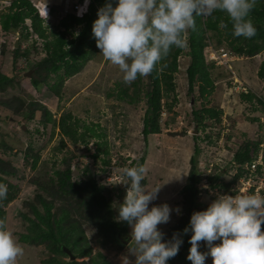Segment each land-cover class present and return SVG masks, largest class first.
<instances>
[{
    "label": "rangeland",
    "instance_id": "rangeland-1",
    "mask_svg": "<svg viewBox=\"0 0 264 264\" xmlns=\"http://www.w3.org/2000/svg\"><path fill=\"white\" fill-rule=\"evenodd\" d=\"M11 1L13 0H0V78L6 77L13 80V84L8 86L6 93H0V99L20 97L26 104L37 101L46 106L57 120L70 113L78 121L80 133L85 130L86 126L94 129L99 136L90 138L88 145L80 143L73 145L66 139V148L59 151L58 147L63 136L59 129H55L53 138L49 141L53 128L50 124L47 128L41 124L42 110L36 113L32 122H26L22 116L0 107V143L4 141L5 145L9 147V149L0 150V158L11 164L16 171V174L8 179L11 184L18 187L16 199L5 208L6 222L17 242V234L21 232L24 221L22 214L29 212V205L35 204L42 211V206L36 198L38 189L32 181L40 180L42 183L45 179L48 180L49 177L54 176L55 170H65L66 165H64L63 159L71 157L73 180L86 181L88 175L84 174L85 167H88L90 173L93 174L97 173L102 166L101 159L94 162L93 158L99 148L102 150L108 148L109 150V156L102 155V157L111 160V182L122 181L118 170L122 169L123 164L125 167H129L133 161L138 163L145 156L147 168L145 177L148 178V182L143 188L145 191H155L160 188L157 199L150 203L149 208L168 204L172 209L170 221L158 226V230L163 234L162 242H165L164 238L168 237L177 220L176 216L173 218L174 213L187 209L185 202L188 200H185L180 194L190 171V159L194 156L195 137H197V143L201 149L197 158L199 169H201L200 174L204 179L197 192L196 205L198 207L207 209L214 201L213 197L216 196L210 193L211 187L206 182L205 174L217 173L216 176H219V181L222 184L230 185L229 192L253 194L252 190H249L250 184L245 180L241 179L238 184H232L237 173L236 166L232 162L237 149L246 141L257 139L258 134L262 135L261 153L264 154V126L261 128L258 122L251 121L255 117H260L261 124H264V111L255 101L253 103L240 101V95L243 92L253 93L254 91L264 98V80L258 75L260 66L264 62V52L254 58H236L231 61L228 67L212 69L215 89L207 100L199 97L198 84L194 93L189 94L186 70L190 58L186 55L181 56L178 60L179 72L175 79L179 104L172 113H167V110L163 109L161 118V122L167 119L171 124L163 127L161 134L150 136L146 143L142 130L147 110V98L142 85L144 88L146 87L147 76L143 77L140 100H136L135 104L121 100L120 97L123 96L121 93L124 90L131 96L135 95L133 83L137 79L131 84H125L123 73L120 72L118 66L105 60L96 45L94 57L84 69L72 77L65 78L61 98L54 95L49 88L57 80L54 74L50 75L47 83H41L39 87L33 86L32 78L36 77L35 73L38 70L35 67L47 58L44 41L37 38L34 33L29 39L20 40V32L5 33L2 30L1 17L9 13ZM42 1L55 7L56 15L44 23L50 34L51 31L60 27V22L64 18L65 14L62 13L63 10L60 6L63 0ZM26 23L30 28V21ZM80 29L79 27L77 32ZM224 50H226L224 47L217 49L214 46H208L206 48L208 61H210V57L214 56L215 58L225 52ZM25 51H29L28 56L21 54ZM14 53H19V57L15 58ZM27 73H30L31 77H27ZM59 74L64 75L63 71ZM251 106H255L256 110ZM203 107L222 112V121L217 123L214 119H207L204 121L207 126L205 130L195 128L193 111H201ZM37 130L39 133L36 132ZM27 131L32 133L28 135ZM183 131H186V136L171 135V133L176 134ZM207 135L212 137L213 142L215 140L217 142L211 144V140H203ZM28 146L33 148L32 154L40 156L36 170L31 168V157H26ZM106 182L109 183L107 180ZM259 186L264 189V180L262 183L259 182ZM225 194L229 195L224 189L220 190L217 195ZM262 194L264 196V190H262ZM84 229L90 242L94 238L96 241H92L90 244L92 255L101 251L112 264L135 263L136 254L132 249L137 245L134 241L132 242V239H127L128 236L126 238V235H130L132 231L130 225L128 232L123 234V239H127L128 243L121 251L117 250L116 246L105 248L101 246L96 229L90 226H85ZM21 246L24 249V254L17 258L16 264H47L45 261L49 259L50 254L44 246ZM206 249V242L201 241L199 250L204 253ZM188 255L187 253V257ZM88 259L87 257L85 260ZM190 264H192L191 261ZM205 264H213V259L209 256Z\"/></svg>",
    "mask_w": 264,
    "mask_h": 264
},
{
    "label": "trees",
    "instance_id": "trees-1",
    "mask_svg": "<svg viewBox=\"0 0 264 264\" xmlns=\"http://www.w3.org/2000/svg\"><path fill=\"white\" fill-rule=\"evenodd\" d=\"M107 2L109 0H91L88 15L83 19H78L76 16L69 14L61 20L60 27L49 34L48 28L44 26V22L40 19L36 9L29 0L11 1L9 13L1 17L2 30L5 33L20 32V40H27L34 33L44 41V50L47 53V58L36 65L35 68L38 70L35 73L36 77L32 78L33 86L39 87L41 83H47L50 75L54 74L57 80L49 88L54 95L61 98V90L65 78L80 73L94 57L96 40L93 36L92 27L94 21L98 19V10ZM111 2L115 6L116 0H111ZM249 18L256 28V35L250 39L233 36L232 23L226 13L216 11L209 17L194 16L195 29H188L183 34V39L186 43L185 47L176 48L173 46L168 56L163 58L156 65L152 73L147 76L148 82L146 83V87L144 88V85H142L147 98V110L144 115L142 130L146 143L150 136L161 134L163 127L170 126L171 124L170 120L167 119L161 122V118L163 109H166L167 113H172L179 104L175 79L179 72L178 60L181 56L186 55L190 58L189 66L186 70L189 94L194 93L198 84L199 97L207 100L215 89L211 70L222 68L215 63L207 62L206 48L208 46L216 48L223 46L226 49L225 51L236 57L254 58L264 52V0H256V5L251 11ZM26 20L31 21L30 28L27 26ZM221 20L227 24V27L224 29L219 27ZM79 27L81 29L77 32ZM30 29H32V32ZM28 53L29 51H25L21 54L28 56ZM14 54L15 58L19 57V53ZM61 71L64 74L62 76L59 74ZM258 75L264 80V62L260 66ZM12 84L13 80L1 77L0 93H6L8 86ZM141 84H143V77H138L133 83L135 95L131 96L124 90L121 93L123 96L120 99L126 100L130 104H135L136 100H140ZM240 98V101L243 103L257 102L264 111V99L257 93H242ZM0 107L10 110L15 115L22 116L26 122H32L36 117V113L42 110L43 119L41 124L46 128L50 124L53 128L49 141L52 140L55 129H59V132L63 136L58 147L59 151L66 148V139L73 145H78L79 143L88 145L90 138L99 137L94 129L86 126L84 127L85 130L80 133L78 121L70 113L63 115L57 120L46 106L37 101H31L29 104H26L20 97H12L7 100L0 99ZM251 108L255 109L256 107L251 106ZM221 114L222 112L220 113L213 108L206 109L204 107L201 111H193L195 128L205 130L207 126L204 121L207 119H214L217 123H220L222 121ZM260 119V117H255L251 121L258 122L262 128L264 124H261ZM36 132L39 133V130ZM31 133V131H27L28 135ZM89 133L91 134L88 135ZM180 134L186 136V131L176 134L171 133L173 136ZM203 140H211V144L217 142V140L213 142L210 135H207ZM262 140V135L258 134L257 139L246 141L237 149L233 155L232 163L238 167V173L234 176L232 184H238L242 177L248 178L252 175L253 180L256 181L263 176L261 165L257 167L256 174L250 168H246L247 164L251 166L259 157ZM194 141V156L190 159V171L180 194L185 200H188V202H185L187 209L174 213L173 218L176 216L177 220L174 227L171 228L168 237L164 238V241L168 242L173 238L174 234H179V237L183 240V245L180 247L178 254L174 258L169 259L167 264H190V261L187 259V253L189 254L191 248L189 240L192 233L189 232L185 235L184 229L189 226L194 212L206 210L196 205L199 185L204 182V179L200 174L201 169H199L197 158L201 150L199 143H197V137L194 138ZM28 147L26 157H31V168L36 170L40 156L32 154L33 148L31 146ZM3 149H9L4 141L0 143V150ZM102 155L104 157L109 156L108 148L104 150L99 148L97 153L93 155L94 162L101 159L102 166L97 173L93 174L90 173L88 167H85L83 170L84 174L88 175L86 181L73 180L72 167L70 165L72 157L70 159H63V163L66 165L65 170H55L54 176L49 177L48 180L45 179L42 183L40 180L32 181L37 186L38 192L36 198L42 206V211L35 204L29 205V212L22 214L24 221L21 232L17 234V237L19 244L25 247L44 246L45 250L50 254L49 259L45 263L112 264L101 251L92 255L90 244L92 241H96L94 238L90 242L85 233V226L96 229L97 237L104 248L116 246L119 251L125 248L121 237L128 232L129 224L118 220V210L120 204L124 201L126 187L130 184V180L122 172H118V175L122 177V181L120 183L116 181L107 183V177L112 175L110 169L111 160L109 158L105 159ZM140 165L146 167L145 156L138 163L133 161L129 167ZM123 166L124 164L121 167L124 168L125 166ZM15 174L16 171L12 168L11 164L0 158V183L7 185L8 188L7 198L0 200V219H6L5 208L17 197L18 187L11 184L8 179ZM211 174H205L206 182L210 185L211 189H225L229 195H235L236 191L229 192V184H222L219 181V176H216L214 173ZM147 180L148 178L145 177L141 181L142 187L146 186ZM251 190L254 194V188ZM213 199L215 200L216 198L213 197ZM262 230H264V226H262ZM64 247L72 252L76 257L75 260H70L64 251ZM207 251L208 248L204 250V252ZM87 257L89 259L85 260ZM80 259L82 260L81 262L79 261Z\"/></svg>",
    "mask_w": 264,
    "mask_h": 264
},
{
    "label": "clouds",
    "instance_id": "clouds-1",
    "mask_svg": "<svg viewBox=\"0 0 264 264\" xmlns=\"http://www.w3.org/2000/svg\"><path fill=\"white\" fill-rule=\"evenodd\" d=\"M29 1L44 23L56 15L54 5L42 0ZM39 1L50 7L48 14L42 15L35 7L34 3ZM77 3L84 6L78 10V15L86 11L82 16H77L74 11ZM90 5L91 0H63L60 6L64 17L72 14L83 19L89 14ZM255 5L256 0H116L113 6L109 0L98 10L92 32L101 55L118 66L125 84H131L138 77L152 73L173 46L185 47L183 34L188 29H195L194 16L209 17L216 11L226 13L232 23L234 37H254L256 28L249 17ZM219 27L224 29L227 24L221 20ZM207 62L218 65L208 59ZM230 63L223 66L228 67ZM260 156L263 163V154L260 153L253 164L261 165L263 169L264 164L258 162ZM252 165L247 164L246 168L252 171ZM236 170L238 173L237 166ZM118 171L130 180L118 210V220L127 222L132 229L131 236L127 234L126 238L128 236L127 239H132L137 245L132 249L136 254L135 264H167L183 244L179 234H174L168 242H162L163 234L158 230L159 225L170 221L172 209L168 204L149 208L150 203L157 199L160 188L145 191L142 187L141 181L147 174L145 166L124 167ZM110 177L106 179L109 183ZM219 191V188L210 189L216 199L206 210L194 212L189 226L184 229L185 235L192 233L187 259L192 264H205L209 256L213 264H264V196L239 192L217 195ZM7 192V185L0 183V200L7 198ZM121 238L126 246L127 239ZM201 241L206 242L207 252L199 250ZM23 254L24 249L9 230L6 219H0V264H16L17 258Z\"/></svg>",
    "mask_w": 264,
    "mask_h": 264
},
{
    "label": "built area",
    "instance_id": "built-area-1",
    "mask_svg": "<svg viewBox=\"0 0 264 264\" xmlns=\"http://www.w3.org/2000/svg\"><path fill=\"white\" fill-rule=\"evenodd\" d=\"M34 5H35V7L36 8H38L39 9V11H40V13L42 14V15H44V13L45 14H48V12L50 11V7H48L46 4H44L43 2H41V1H39V2H37V3H34ZM84 6L82 5V4H80V3H77V4H75L74 5V11L76 12V15L77 16H82L86 11H84L83 12V14L82 15H78V10H80V9H82ZM212 48V47H211ZM235 59V57L234 56H232L231 54H229V53H225V52H222L221 54H219V55H217V56H215V58H214V56H212V57H210V61H214V62H216L218 65H228L229 64V62L230 61H232V60H234ZM260 164H263L262 163V156H260V158H259V161H258ZM256 169H257V164H253L252 165V172L254 173V172H256ZM262 171H264V168L262 169ZM255 174V173H254ZM243 180H245L246 182H248L249 184H250V188H249V190H251L253 187H255V191H254V193L256 194V193H259L260 195H262L263 196V194H262V190H264L263 189V187H260L259 186V182L261 181V183L263 182V180H264V175L262 176V177H260L258 180H256V181H254L253 180V176L252 175H250L248 178H246V179H243ZM259 181V182H258ZM254 183H256L255 185H254ZM258 185V186H257Z\"/></svg>",
    "mask_w": 264,
    "mask_h": 264
},
{
    "label": "water",
    "instance_id": "water-1",
    "mask_svg": "<svg viewBox=\"0 0 264 264\" xmlns=\"http://www.w3.org/2000/svg\"><path fill=\"white\" fill-rule=\"evenodd\" d=\"M16 46H17V43H16ZM27 77H31V74L30 73H27ZM64 251L67 253V255L70 257V260H75L76 259V257L72 254V252L68 249V248H66V247H64Z\"/></svg>",
    "mask_w": 264,
    "mask_h": 264
}]
</instances>
